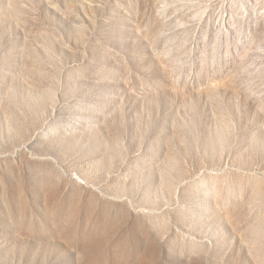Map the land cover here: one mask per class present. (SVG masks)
Here are the masks:
<instances>
[{"label": "rangeland", "instance_id": "374dc122", "mask_svg": "<svg viewBox=\"0 0 264 264\" xmlns=\"http://www.w3.org/2000/svg\"><path fill=\"white\" fill-rule=\"evenodd\" d=\"M0 264H264V0H0Z\"/></svg>", "mask_w": 264, "mask_h": 264}]
</instances>
